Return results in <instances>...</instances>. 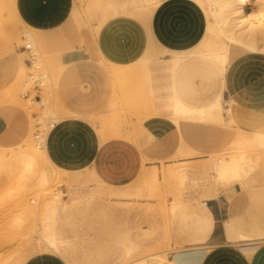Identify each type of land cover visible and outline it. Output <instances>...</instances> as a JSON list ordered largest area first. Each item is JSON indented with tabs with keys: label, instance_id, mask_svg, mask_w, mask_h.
<instances>
[{
	"label": "rangeland",
	"instance_id": "374dc122",
	"mask_svg": "<svg viewBox=\"0 0 264 264\" xmlns=\"http://www.w3.org/2000/svg\"><path fill=\"white\" fill-rule=\"evenodd\" d=\"M11 1L0 0V264H25L39 253L64 258V249L70 248L65 233L94 231V223L101 224L99 218L111 209L137 212L140 217L133 235L139 243L128 236L124 243L117 242L124 252L112 264H138L159 254L173 260L183 247L174 243L170 217L184 205L188 188L213 181L223 186L241 182L252 202L239 221L248 227L255 220L264 225V127L257 131L238 128L228 121L225 103L221 114L216 111L213 117L205 108L175 104L168 116V95L175 93L174 99L192 96L191 83L203 92L206 84L202 81L219 76L203 69L174 76L153 72V59L165 51L152 41L147 49L148 21L131 13L144 9V0L73 1V15L86 32L87 44H83L90 51L83 62L67 60V52L53 51L39 40L38 28L51 21L43 0ZM190 1L204 12L203 4L215 2ZM162 2L152 4V19ZM226 12L232 16L231 10ZM118 17L140 23L145 33L144 49L133 59L109 55L95 42L103 27ZM216 24L210 22L209 29L207 21L204 39L173 58L224 52L227 40ZM215 25L218 28L213 29ZM27 42L38 49L41 69L47 74L40 92L43 105L25 96L35 71L21 48ZM251 52L255 51L231 44L227 66ZM38 131L45 135L43 153L37 150ZM53 133L55 140L49 145ZM219 159L225 166L236 160L232 164L237 167H230L229 162L228 168L222 167ZM125 165L135 166L136 181L117 188L116 169ZM171 168L177 169L176 174ZM196 176H200L198 181L193 180ZM53 222L59 224L63 243L44 240ZM104 222V229L111 233L113 226ZM86 238L74 236L75 248L84 251L98 241L85 242ZM69 251L74 263L89 262L74 259L80 253Z\"/></svg>",
	"mask_w": 264,
	"mask_h": 264
},
{
	"label": "crops",
	"instance_id": "0c3cea01",
	"mask_svg": "<svg viewBox=\"0 0 264 264\" xmlns=\"http://www.w3.org/2000/svg\"><path fill=\"white\" fill-rule=\"evenodd\" d=\"M43 1L51 14V21L38 28L39 40L53 51L67 52L64 55L67 60L86 61L90 51L88 46H85L86 32L80 27L72 12L74 0ZM131 11L132 15L148 21L146 27L150 41L147 49L152 47L151 41L154 47L157 45L164 47L165 54L158 56L159 60L153 59V72L156 75L170 76H174V73L189 74L188 71H174L169 63L161 60H170L178 53L193 49L204 39L207 19L203 8L190 0H163L153 19L142 14L139 8ZM127 21L124 17L116 18L114 24L103 27L100 39H95V42L102 44L105 52L109 55L116 53V57L123 60L133 59L144 49L145 44V33L140 23ZM90 40L89 38L88 42L93 43L94 40ZM226 70L222 102L223 106L224 103L226 105L225 110L231 108L230 113L225 111L229 116L228 121L232 120L238 128L245 131H257L264 127L263 52H251L235 58ZM202 82L206 84L203 92L196 83H191L188 89L192 96H180L191 103L206 102L215 95L222 81L219 76L217 79ZM174 94L172 92L168 95V101L165 103L168 116L172 114ZM24 116L27 119L25 114ZM27 132L28 128L23 131V139ZM54 133L49 145L55 140ZM136 170L134 165L118 166L115 187L122 188L134 183ZM194 179L198 181L200 176L193 177ZM200 186L188 188L184 194V205L170 217L174 243L183 247L174 254V259L191 264H264L263 223L255 220L252 226L248 227L241 224L243 221H239L247 205L252 202L242 183L236 181L223 186L213 181L211 185ZM202 208H207V218L201 214ZM99 219L102 223H94V231L90 233L81 234L80 229L75 233H65L70 241L71 251L80 253V256L74 259L78 261L83 258L89 259V264H112L124 252V248L117 242L124 243L125 237L128 236L134 243H139L133 237L140 221L137 212L126 213L111 209ZM99 219L91 218L96 221ZM105 220L113 226L111 233L107 232L109 229H104ZM149 221H152L151 216ZM238 221L241 225H238ZM206 224L208 228L205 231ZM78 235L89 237L85 242L98 241L95 245L86 247L84 251H79L72 242L74 236ZM184 259L187 261L184 262ZM65 261L54 253H39L31 256L25 264H67Z\"/></svg>",
	"mask_w": 264,
	"mask_h": 264
},
{
	"label": "bare ground",
	"instance_id": "6f19581e",
	"mask_svg": "<svg viewBox=\"0 0 264 264\" xmlns=\"http://www.w3.org/2000/svg\"><path fill=\"white\" fill-rule=\"evenodd\" d=\"M199 1H202V0H199ZM160 2H162V0H144L146 7L144 9H141L140 12L144 15H148V17L150 18L153 14L152 4L160 3ZM203 6L205 8V13L207 16L209 29L211 28L210 22L211 24L219 23L220 32L227 40V42H225L226 44L224 45L226 47V50L224 52H214V53L195 55V56H190V57L175 56L174 58L172 57L173 59L171 60H167V61L161 60V61L164 63H169L171 69L174 71L182 70V71H188V72L189 71L196 72V70L203 69V70L210 72L211 74L213 73V74L220 76L221 81H222L221 85L217 87L216 89L217 92L208 101L202 102L201 104L199 103L194 104V103H190L189 101L186 102L183 98H180V97H176L174 99V104L177 107L179 106L180 108H183L184 106H187V107L198 106L201 108H205L209 116L213 117L216 111L219 113V115L222 112V106H223L222 105V98H223L222 91L224 88L223 83L225 82L224 74H225V71H227L226 68L229 62V53H230L231 44H239L242 47L250 51L264 52V0H215L214 3H209L208 6H206V3H205L203 4ZM240 8H242V10ZM228 9L229 11L231 10L232 16L228 14L229 12H226ZM231 19H235V21H231ZM216 25H215V28L213 29L218 28L216 27ZM212 27H214V25ZM239 30H241V32H239ZM157 58L158 57H156V59ZM34 102H37V101H34ZM225 111H228V113H230L231 108H228ZM50 124L51 125L54 124L55 126L54 121L50 122ZM37 147H39V149L37 150L43 153L44 148H42L41 146H37ZM240 158H237V159L239 160ZM219 161L222 164L220 165L224 167L225 164H224L223 159H219ZM235 161L233 160L232 162L234 163ZM228 162L230 163V167L231 165H234L235 168L237 167L236 166L237 164L235 165V164H232V162L230 161ZM228 162L226 163V166H227V167L225 166L226 168H228L229 166ZM174 164H177V163H174ZM232 168L234 167L232 166ZM172 170H173L172 172H174L173 174H176L175 171H177V169L175 171L174 169ZM183 176L185 177L186 175H183ZM210 195H212V193ZM200 212L204 216V218H207V213H208L207 208H202ZM47 227L48 228H46L47 229L46 238H44L45 242L49 244H53V245H56L59 241H61V243L64 242L63 238L61 237L62 231L59 230L60 229L59 224L57 225L56 222H53ZM207 228L208 226L206 224L205 231L207 230ZM69 249L70 248L68 247L64 249V252H63V254L65 255L64 258L69 260V264H77V263H74L73 260H70L71 256H70ZM183 261L185 262L187 260L184 259ZM65 262L67 263V261ZM166 262L167 263L169 262L170 264H183L181 260H178V259L170 260L165 255L162 256L161 254L151 257L150 260H140L138 261V264L139 263L140 264H167ZM82 264H89V263L84 262ZM184 264H191V263L186 262Z\"/></svg>",
	"mask_w": 264,
	"mask_h": 264
},
{
	"label": "built area",
	"instance_id": "2783aa9c",
	"mask_svg": "<svg viewBox=\"0 0 264 264\" xmlns=\"http://www.w3.org/2000/svg\"><path fill=\"white\" fill-rule=\"evenodd\" d=\"M21 48L22 51L26 53V60L29 67L35 70L30 75L32 87L26 91L25 96L31 97L32 101L40 102L43 105L44 101L40 92L42 86L45 84V78L47 77V74L41 69L39 51L32 42L25 43ZM53 126L54 124L51 125V127ZM35 138L37 146H42L44 144L45 135L42 131H38L35 134Z\"/></svg>",
	"mask_w": 264,
	"mask_h": 264
}]
</instances>
